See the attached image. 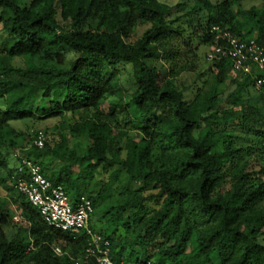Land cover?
I'll return each mask as SVG.
<instances>
[{
  "label": "trees",
  "instance_id": "obj_1",
  "mask_svg": "<svg viewBox=\"0 0 264 264\" xmlns=\"http://www.w3.org/2000/svg\"><path fill=\"white\" fill-rule=\"evenodd\" d=\"M242 1L0 0L8 34L0 146L16 136L13 121L59 117L45 147L27 155L67 193L91 200L89 226L110 241L114 263L264 264V92L227 58L206 60L213 86L192 87L190 100L175 80L195 66L194 40L211 48L213 26L264 45V0L246 9ZM139 25L147 27L131 40ZM66 48L77 53L70 67H48L64 63ZM15 56L26 65L15 66ZM122 62L135 84L127 98ZM6 156L0 150V168ZM115 164L126 185L102 177ZM15 202L25 225L9 235L13 217L0 202V264H95L84 257L85 230L49 226L19 192ZM95 212L103 229L92 226Z\"/></svg>",
  "mask_w": 264,
  "mask_h": 264
},
{
  "label": "built area",
  "instance_id": "obj_2",
  "mask_svg": "<svg viewBox=\"0 0 264 264\" xmlns=\"http://www.w3.org/2000/svg\"><path fill=\"white\" fill-rule=\"evenodd\" d=\"M211 31L213 43L206 52V60L212 62L229 59L234 70L250 75L254 79L255 88L264 92V45L254 37L241 38L218 26H213ZM254 69L262 75L254 74ZM262 105L264 106V96ZM46 135L45 129L34 130L25 147L15 151L19 163L11 178L16 191L29 199L49 226L68 231L73 236L85 230L88 241L85 258H93L95 264H124L112 261L110 241L89 226V217L93 212L91 200L86 195H81L73 206L64 186L48 179L42 166L27 155L31 146L39 149L45 147ZM13 219L16 223L24 220L20 214H15ZM53 250L59 255L63 254L58 245H53Z\"/></svg>",
  "mask_w": 264,
  "mask_h": 264
},
{
  "label": "rangeland",
  "instance_id": "obj_3",
  "mask_svg": "<svg viewBox=\"0 0 264 264\" xmlns=\"http://www.w3.org/2000/svg\"><path fill=\"white\" fill-rule=\"evenodd\" d=\"M24 2H28L29 0H23ZM263 4V0H243L241 2L242 8L246 9L251 5H256V6H261ZM200 18L203 16L201 14H197ZM147 25H139L136 27L133 35L131 36V40H135L137 37H139L142 32L145 30ZM8 37V34L5 32L3 29L2 23L0 22V54L3 53V46H5V40ZM194 52L189 54L188 59L191 60V58L194 59L195 66L194 68L189 72V73H183L180 74L178 77L175 78L176 84L178 87L185 88V96L188 100L193 98V93L191 92V88L195 86L202 87L203 91H209L214 83L213 80V74L215 73L214 70L210 69V63L206 61V52H208L209 47L207 44L203 43L202 40L196 39L194 40L193 44L190 46ZM66 53L65 61L62 65L57 64L55 62L48 63L47 66H54V67H62L65 69H68L74 60V58L77 57V53H75L72 50L69 49H64ZM27 62V59L25 56H15L12 59V63L15 66H25ZM184 62V61H183ZM42 64V62H40ZM158 65H163L164 63L162 61L156 62ZM116 71L119 75L118 80L120 81L121 86L123 87L125 91V97L129 96L134 89H135V84L134 81L131 79L132 78V68L131 65L128 63H119L116 67ZM237 79V78H236ZM227 80L225 83H223L220 87L223 88L227 84ZM113 98V97H111ZM103 111L107 110V106L103 105L102 106ZM67 118H69V115L67 114ZM60 123L59 117H51V118H46L43 120H36L34 118H28L24 120H18V121H13L12 126L15 128L17 131L16 136H12L7 138L6 146L3 148L0 146V150H2L5 154L8 155V162H9V167L14 168L16 170L18 166V160L16 157L13 156L11 152H14L17 149H21L25 147V143L29 141L32 133L34 130L42 128L47 131V135L52 136V133L54 132V128L56 125ZM122 124V122L120 123ZM129 125V123H128ZM128 129L129 133H134V130L130 128V125L126 127ZM60 129H57L55 131H59ZM13 140L14 141V146L11 147L9 146V142ZM124 153H122V156ZM44 160H46V157H44ZM74 169L78 171V167L75 166ZM8 170L5 168L1 167L0 168V175L1 177L7 179L9 177ZM111 174L114 177L115 181V186L117 185H126L128 182V176L125 175V171L117 164L113 165L112 169H109L108 172L103 175L102 177H105L106 175ZM98 180V177H95L94 179L91 180V185L94 184ZM8 181V180H7ZM11 181V180H10ZM2 184H0V190L2 188ZM70 203L75 206L78 198H75L73 193H68ZM75 198V199H74ZM5 202V200L0 199V202ZM10 209L8 211L11 212V217L14 216L15 211H13L12 207H9ZM264 202L260 205V209L262 212H264ZM97 213L95 212L92 215V226L95 228H104V222H98L97 221ZM14 219L12 218V222ZM24 222H18L16 223L15 221L13 222L12 225H9L6 230L8 231V234L10 235V230L17 231V228L19 226H24ZM262 231L263 234L260 237V240L264 243V226H262ZM61 247V245H58Z\"/></svg>",
  "mask_w": 264,
  "mask_h": 264
},
{
  "label": "crops",
  "instance_id": "obj_4",
  "mask_svg": "<svg viewBox=\"0 0 264 264\" xmlns=\"http://www.w3.org/2000/svg\"><path fill=\"white\" fill-rule=\"evenodd\" d=\"M254 74H258L256 70L254 71ZM15 151L11 152L14 157H16ZM7 157H8V155L6 156V162H7V166H8L7 167L8 169H6V170H8L9 173L10 172L12 173V171L14 172L15 169L9 167V162H8ZM16 159L18 160V158H16ZM18 163H19V160H18ZM10 180L11 179L9 177L7 179H5V178L1 177V175H0V184H2V186H3L0 190V199L5 200V202L2 201L1 203L5 204V206L7 207L8 210L10 209L9 207H12L13 211H15L14 215L15 214L18 215V214H20L19 210L17 209L18 203L15 202V199H17V196H18V191H16V188L14 187V183L12 182V180L11 181ZM22 222H24V224H25L24 220Z\"/></svg>",
  "mask_w": 264,
  "mask_h": 264
}]
</instances>
